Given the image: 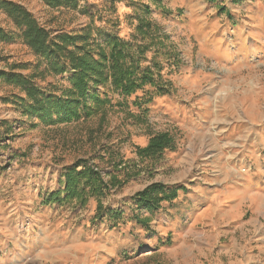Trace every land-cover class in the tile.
Returning <instances> with one entry per match:
<instances>
[{
    "label": "rangeland",
    "instance_id": "obj_1",
    "mask_svg": "<svg viewBox=\"0 0 264 264\" xmlns=\"http://www.w3.org/2000/svg\"><path fill=\"white\" fill-rule=\"evenodd\" d=\"M4 1L27 10L52 36L90 26L89 42L101 44L110 34L128 40L145 16L169 36L179 62L162 71L167 94L150 86L125 99L109 94L134 116L115 107L104 118L51 126L23 115L24 91L0 78V121L10 124L0 137V264H264V0L237 10L232 0H75L54 7ZM0 29L12 36L0 40V71L31 77L56 95L68 86V73L44 72L45 59L2 9ZM216 128L224 134L217 140L229 146H215L208 129ZM166 131L175 151L156 164L141 162L136 147ZM101 145L115 146L128 173L139 170L102 198L120 212L117 219L96 218L93 197L81 205L61 193V201L45 204L49 193L63 190V167L78 158L97 157L94 165L112 171ZM226 158L228 175L218 170ZM156 182L184 190L150 214L131 197Z\"/></svg>",
    "mask_w": 264,
    "mask_h": 264
},
{
    "label": "trees",
    "instance_id": "obj_2",
    "mask_svg": "<svg viewBox=\"0 0 264 264\" xmlns=\"http://www.w3.org/2000/svg\"><path fill=\"white\" fill-rule=\"evenodd\" d=\"M42 1L51 7L75 3V0ZM242 1L232 0L235 4ZM0 9L12 19L24 43L45 59V73L70 75L68 86L56 95L34 85L31 77L0 71V78L24 91L26 100L20 99V103L23 115L28 118H36L47 126L70 124L98 114L104 118L115 107L134 116L125 102L112 104L109 94L125 99L145 86L154 88L159 95L170 92V83L163 79L162 71L166 66L178 65V55L163 28L145 16L137 17L134 33L128 40L110 34L101 44L95 39L89 42L90 26L78 34L61 32L52 36L20 5L0 0ZM144 11L149 14L148 8L145 7ZM0 40L10 42L12 36L0 29ZM150 100L148 97L147 102ZM9 126L7 120L0 121V137L7 136ZM2 127L6 129L1 130ZM176 148L174 135L166 131L152 135L144 147H136L135 153L141 162L148 160L156 164L166 150L175 151ZM101 150L107 153L112 171L103 172L94 165L97 157L78 158L63 167V190L49 193L44 203L61 201V193H64V200L76 199L81 205L93 197L97 201L96 218L102 219L106 215L116 220L120 212L105 207L102 198L115 187L123 186L131 177H136L139 170L135 169L131 174L120 167L122 160L114 145H101ZM117 172H123L124 179L119 180ZM179 190L184 188L151 183L132 195L131 200L138 209L153 214L161 208L162 202L174 200ZM139 222L147 226L143 220Z\"/></svg>",
    "mask_w": 264,
    "mask_h": 264
},
{
    "label": "crops",
    "instance_id": "obj_3",
    "mask_svg": "<svg viewBox=\"0 0 264 264\" xmlns=\"http://www.w3.org/2000/svg\"><path fill=\"white\" fill-rule=\"evenodd\" d=\"M247 0H244V1H242V2H239V3H237V4H233V3H231V0H230V3H231V5H232V7H235V8H232V9H235V10H237V9H239L241 6H243V4H244V2H246ZM245 6H248V5H245ZM237 7V8H236ZM229 10H230V8H229ZM231 16H235L236 14H238V12L237 11H235V12H231V11H229L228 12ZM255 39V41H257L258 42V40H257V38H254ZM210 109V108H209ZM208 109V110H209ZM211 110V109H210ZM221 112V109L220 108H218L217 106H215V108H214V110H213V114H218V113H220ZM211 114H212V111H211ZM213 120H215V122H217L218 121V119H217V117L216 118H214ZM213 125H215V124H213ZM208 132L209 133H212L214 136H215V146H217L218 144H220V143H222V146L223 147H227V146H229V144H226L225 142H221V140H217V137H220V136H222V135H224L223 133H221V128H216V129H208ZM228 143V142H227ZM221 151V150H220ZM222 152V151H221ZM223 160H225L226 161V164H225V166H223V168H219L218 170H220V171H222L224 174H226V175H228V172H230V168H232V166H231V163L229 162V160H228V158H226V159H223ZM257 161V160H256Z\"/></svg>",
    "mask_w": 264,
    "mask_h": 264
}]
</instances>
